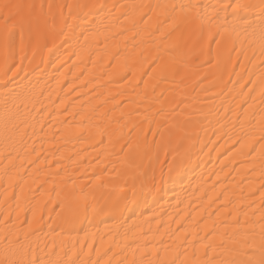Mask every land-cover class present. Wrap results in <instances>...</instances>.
Masks as SVG:
<instances>
[{
    "label": "snow or ice",
    "instance_id": "6c2138e0",
    "mask_svg": "<svg viewBox=\"0 0 264 264\" xmlns=\"http://www.w3.org/2000/svg\"><path fill=\"white\" fill-rule=\"evenodd\" d=\"M106 8L108 5L93 0H30L0 7V182L7 184L0 203V264H264V0H220L213 5L200 0H131L112 5L110 12L102 14ZM16 34L21 43L19 63L13 56ZM121 39L124 47L116 46L113 51L112 46ZM213 44L215 58L211 56ZM196 49L199 55L209 56V65L222 67L224 74L230 66L243 69L239 75L233 71L226 82L223 75L219 77L214 87L220 91L213 99L220 104L208 106L207 114L201 108V120L184 118L187 108L182 105L187 101L170 95L177 88L163 87L184 83L182 73ZM53 50L63 51L49 74L43 53ZM222 52L226 55L221 61ZM233 54L251 68L233 66ZM165 56L171 57L170 63L166 64ZM25 59L26 69L22 67ZM121 59L133 67L149 65L143 73L149 80L161 65H165L164 74L151 93L149 84L140 80L136 84L140 92L134 88L129 94L125 89L112 96L113 101L124 97L112 108L107 101L92 104L100 94L98 89H90L78 97H90L78 109L73 104L71 111L65 107L59 113L67 117L61 123L68 127L57 128L53 139L45 140L44 129L50 126L46 117L55 114L50 112L51 106L64 103L55 90L54 84L60 83L55 73L62 74V69L71 66L80 68L82 77L90 65L99 75L89 83L105 79L112 83L108 69ZM67 86L60 85V90ZM92 93L97 95L92 97ZM125 105L135 107L123 111ZM117 110H121L119 116ZM213 113L218 118H211ZM196 126L201 131L204 126L213 128V135L208 137L205 132L201 136L194 130ZM77 135L93 148L105 143L110 146V151L101 152L95 160L99 164L106 159L103 168H94L89 174L79 167L70 169L60 160L53 163L56 153L42 154L44 144H55L57 136L67 143ZM229 143L227 151L220 153ZM214 151L218 157L230 155L232 170L239 168L243 180L255 178L259 183L241 197L238 206L222 193L217 197L219 206L196 222L197 227L177 223L200 199L208 200L209 207L215 203L208 193H214L224 181L213 172L209 179L215 176L216 180L203 192L208 181L198 184L185 209L180 208L184 201L177 198L171 213L159 205L150 216L131 219L147 203L145 193L155 198L166 177L181 176L194 157ZM68 159L75 160V156ZM52 168L54 172L45 171ZM21 169L24 176L30 172L47 176L40 185L47 195L43 206L38 202L33 207L24 198ZM49 183L50 190L46 188ZM21 199H25L31 219H21ZM193 211L199 213V205ZM163 215L177 224L175 231ZM186 218L192 220L190 212ZM200 223L205 225L202 230Z\"/></svg>",
    "mask_w": 264,
    "mask_h": 264
},
{
    "label": "bare ground",
    "instance_id": "6f19581e",
    "mask_svg": "<svg viewBox=\"0 0 264 264\" xmlns=\"http://www.w3.org/2000/svg\"><path fill=\"white\" fill-rule=\"evenodd\" d=\"M30 0H0V7H2L5 3H27ZM93 2L108 5V8L104 9L102 14H107L112 10V5L119 6L121 3H130L131 0H93ZM144 3H154L155 0H143ZM200 2L204 5H213L220 2V0H200ZM227 2V0H225ZM210 10V9H209ZM116 46H119L121 49L124 47V40L121 39L120 41L115 42V45L112 46V50L116 51ZM151 45L149 48L151 49ZM21 43H20V35L16 34L14 36V45H13V56L15 58V62L19 63L21 57ZM28 56L31 57V50L27 49ZM63 50L57 52L53 50L52 53L44 52L43 55L46 57L47 61L49 62V68L47 69L49 74L52 73L51 64L55 62L56 56L61 55ZM129 51H131V46L129 43ZM139 51V50H138ZM137 51V55H138ZM217 49L216 45H211V56L213 58L216 57ZM3 55V49L0 48V57ZM226 52H222L220 59L223 60ZM67 57H65L66 59ZM95 59V58H94ZM109 57H105L104 63L107 64ZM190 63L185 68V71L182 73L184 77L183 84H167L163 87L167 88H177L178 91L170 93L173 95L177 100L185 99L187 102L182 105V107L187 108V112H185L184 118L186 119H193V120H201L203 119V115L200 113V109H204V113L207 114L209 111V107L215 103L217 107L220 104V100H214L216 93L220 91V88L214 87L216 83H219V77L223 75V79L226 82L228 80V76L231 75L233 71H235L238 75L242 74L243 69L236 65H245L251 68L250 65H247V62L244 61L242 58H238L235 54H233L232 67L230 66L228 69V73L224 74L222 71V67H217L214 64L209 65L207 60L209 56L207 54L201 56L199 55V49H196L195 52L190 53L189 56ZM40 60V53L37 54L36 63H39ZM87 62V61H85ZM165 62L170 63L171 57L165 56ZM79 63V62H78ZM35 65H33L34 67ZM23 68L28 67V60L25 59L22 65ZM83 67V65H82ZM149 67V65L145 64L143 67L139 66H132V63L129 62L128 65H125L123 59H121L120 63L115 65L113 68L108 69L109 72L112 74L113 82L107 83V80H96L94 83H89V81L93 80V77L99 75L97 71L92 69L89 65V71L85 73L84 76H80V68H71V66L66 67L61 70V73H55L59 77V84H54L55 90L57 94L64 98V103L62 105H52L50 108V112L55 114L49 115L46 117L47 121H50V126L44 129V139L47 141H51L53 139V133L56 131L57 128L64 127L67 128V125H62V121L65 120L67 117L65 115H59V113L63 112V109L67 107L69 111L72 110L71 106L74 104L79 108L81 103L87 102L89 100V95H83L82 99H78L82 94L88 93L90 89L96 88L99 92V99L93 98L91 100L92 104H99L102 102L107 101V107L112 108L116 103L123 101L124 97L121 96L118 101H113L111 99L112 96H116L117 93L127 89L129 94L133 93V89L135 88L136 92H140L141 88H137L136 84L140 80H144L149 84L148 91L151 93V88L153 85L157 84L161 75L164 74V67L165 65L159 66L152 77L149 80L148 76L143 75L144 71ZM129 69H131V75H129ZM15 70V69H13ZM77 77H80L77 79ZM122 77H127L126 79H122ZM207 77V79H205ZM180 78L177 77V80ZM235 79V78H234ZM74 81V83H70ZM202 81V82H201ZM87 83L88 86L85 88L83 85ZM60 85H68L67 87L63 88V91L60 90ZM142 87V86H141ZM223 87V84L220 85ZM159 94V90L157 91V95ZM92 97H95L97 93H92ZM57 97L53 96L55 100ZM139 100V97H136ZM223 99V97H221ZM135 105H125L123 111H130L134 108ZM121 110H117L115 115L119 116ZM211 118H218L215 117V113ZM70 123H72L70 121ZM194 130L200 133L201 136L204 133H207L208 137L213 135V128L204 126L203 131H201V126H196ZM39 131V129H38ZM80 135H83L81 133ZM56 143H45L43 148L42 154L48 153H56L55 158L53 159V163L57 160H60L62 164L69 167L70 169L79 167L81 170H86L89 174L92 173L93 169L99 170L105 166L108 162L106 159L103 160L101 163L96 164L95 160L98 154L101 152L110 151V146L105 145H98L97 147L93 148L91 145L80 138L79 135L73 136L69 138L68 142L65 143V139L57 136ZM39 141L37 142V147H39ZM230 147L229 145H225V147L219 149L220 153H225L227 148ZM59 149V151H57ZM69 156H75V160H69ZM63 157V159H61ZM36 157H32L35 159ZM231 160V156H224L220 155L217 156V153L214 151L209 155L205 156L203 154L200 155L199 159L193 158V163L190 168L186 169L185 172L181 176H175L171 179L166 177V183L164 184L161 191L156 193L155 198L152 195H148L145 193L147 198V203L143 204L142 207L136 209V216H131V213L128 215L131 216L132 220H135L137 216L148 217L151 215L152 211H156L159 205H163V209L167 212H173V209L176 205V200L179 198L180 200L184 201V204L180 206L181 209H185L188 205L190 199L193 198L192 192L197 187L198 184H203L204 180H207L208 183L203 185L202 192L204 189H207L211 186L212 181L216 180L215 176H211L209 179V175L213 172L218 173L220 175V180L224 181L223 184H219L215 190V192H209L208 196L215 201L209 207V201L200 199L197 204H193L188 212L191 213L192 220H187V214L185 213V219L177 220V223H184L186 228H195L197 227L198 221H200L203 217H206L208 214L212 213L221 203L217 197H219L222 193L227 195L228 199L236 200L237 206L242 202L241 197L247 196L250 190H255L259 187V183L255 181V178L251 180H243V173L240 172L239 168L236 171L232 170L233 165L229 164ZM228 164L227 168H224V171L221 172L220 169L225 165ZM41 167H44L42 164ZM0 169H2V165H0ZM45 171L54 172L55 169H46ZM20 177L24 179V198L30 199L32 201V206L39 202L41 206H43V201L47 200V195L44 192V189L40 187L44 180L47 179L46 175L41 173H32L30 172L28 176H24V170H20ZM203 178V179H201ZM19 179V177H18ZM105 179H109V177L105 176ZM3 186H0V203L3 201V193L4 188L7 186L6 181L0 182ZM249 184H251V189L249 188ZM52 185L49 183L46 185V188L49 190L51 189ZM227 189V191H225ZM125 193L129 197H131V192L129 191V187H125ZM15 194L19 196L20 190L19 188L15 189ZM200 196L201 193L196 194ZM161 197H163L161 199ZM25 199H21V209H20V216L21 219L28 218L31 219V212L28 211L25 207ZM141 200L144 197H140ZM258 199V198H257ZM159 201V204H157ZM199 205V213L193 211ZM135 207V206H133ZM226 215L227 209L224 210ZM215 219V217H213ZM223 219V217H221ZM163 220L165 223H171L167 215H163ZM107 223L110 225L112 223L111 220H108ZM210 225V222H208ZM101 229L104 228L103 224H99ZM177 224L171 223V228L173 231L176 230ZM205 225L203 223L199 224V228L202 230L204 229ZM201 234L202 231H201ZM167 237H165L166 239Z\"/></svg>",
    "mask_w": 264,
    "mask_h": 264
},
{
    "label": "rangeland",
    "instance_id": "374dc122",
    "mask_svg": "<svg viewBox=\"0 0 264 264\" xmlns=\"http://www.w3.org/2000/svg\"><path fill=\"white\" fill-rule=\"evenodd\" d=\"M167 239V238H166Z\"/></svg>",
    "mask_w": 264,
    "mask_h": 264
}]
</instances>
